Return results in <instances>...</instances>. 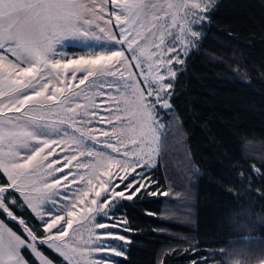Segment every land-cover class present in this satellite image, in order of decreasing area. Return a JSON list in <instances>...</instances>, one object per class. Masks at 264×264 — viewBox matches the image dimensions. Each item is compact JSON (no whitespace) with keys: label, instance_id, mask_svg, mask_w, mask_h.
Returning <instances> with one entry per match:
<instances>
[{"label":"snow or ice","instance_id":"snow-or-ice-1","mask_svg":"<svg viewBox=\"0 0 264 264\" xmlns=\"http://www.w3.org/2000/svg\"><path fill=\"white\" fill-rule=\"evenodd\" d=\"M211 6L212 0H0V172L8 180L6 186H0V210L12 220L17 219L5 203L8 189H14L42 222L46 234L38 237L21 219L19 223L27 234L23 238L0 223V264H29L22 255L25 249L31 251L36 264H52L40 245L58 253L67 264H79L77 257L87 261L92 252L101 250L87 247L94 243L93 229L119 225L100 223L96 216H107L105 209L117 198L132 200L150 183L143 172L136 170L151 167L154 154H158L156 104L170 107L162 94L172 87L163 82L166 78L158 74L157 65L182 62L177 57L163 58L165 38L178 28L177 39L190 44L185 34L199 36L192 25L206 19L200 13H207ZM101 20L105 25L115 20L119 37L112 34L111 28L101 26ZM93 25L104 33L103 39L121 47L59 58L57 45L64 40H100ZM175 51L167 47L168 53ZM133 61L140 69L144 87L131 71ZM168 75L174 78L176 73L169 68ZM105 77L117 79L110 82ZM105 86L115 87L119 95L105 93ZM93 88L97 90L90 94ZM106 95L111 106L104 109L108 116L99 122L110 128L77 126L92 123L84 118L97 116L96 97ZM152 96L156 97L154 103L148 99ZM74 98H82L83 102L77 103ZM65 124L73 129L71 134L60 127ZM53 133L59 140L51 139ZM96 133L105 137L104 146L117 155L95 151L86 144L87 140L97 141ZM56 147L71 153L63 157L60 167H55L61 164L60 159L49 160ZM81 157L90 159L83 161ZM57 172L62 175L55 177ZM133 173L135 176L129 180ZM73 185H77L74 190ZM121 185L123 190H117ZM59 188L65 190L64 194ZM56 196L67 203L57 206ZM48 202L57 206L55 213L44 208ZM16 203L11 200V204ZM84 229L88 231L87 239ZM110 251L117 256L123 254L117 247Z\"/></svg>","mask_w":264,"mask_h":264},{"label":"trees","instance_id":"trees-1","mask_svg":"<svg viewBox=\"0 0 264 264\" xmlns=\"http://www.w3.org/2000/svg\"><path fill=\"white\" fill-rule=\"evenodd\" d=\"M207 16L165 117L178 124L184 153L164 135L149 187L117 203L129 241L115 264H264V0H218ZM11 198L9 210L40 234L19 195ZM0 220L25 237L2 210ZM22 255L36 264L28 249Z\"/></svg>","mask_w":264,"mask_h":264},{"label":"rangeland","instance_id":"rangeland-1","mask_svg":"<svg viewBox=\"0 0 264 264\" xmlns=\"http://www.w3.org/2000/svg\"><path fill=\"white\" fill-rule=\"evenodd\" d=\"M217 1L218 0H212V6H211L210 10L207 13H200V15H206L207 16L208 13L215 6ZM109 18L110 17H107V16L105 17V19H109ZM207 19H208V16L202 22L195 23V24L192 25L193 30L199 33L198 37H191L190 35L185 34L186 35V39L191 41L190 44L181 43L180 40L177 39V36L179 35V29L178 28L172 29V33H173L172 36H166L165 45L162 46V48L164 50V53H165L163 58L165 60H167L170 57H177L182 62L181 63H176L175 60H173V63L171 65H168L167 63H165L163 66L157 65V67L159 68V73L158 74L163 75L166 78L163 81L164 83L172 85V82H173L175 77L173 78V77H170L168 75V69L171 68L172 71H174L176 74H177L178 70L181 69L186 54L191 49L196 48L198 41L202 37V35H203L202 26L207 21ZM98 23L101 26H103V27L111 28L112 34L117 36V37H119L120 32H119V28L116 27L115 20L112 21V25H105L103 20L98 21ZM92 30L96 33L97 36L101 37L100 40H96L94 38L89 39L87 41L78 40V39L64 40V41H62L61 45H57V53H58L59 58H63V57L73 58V57H78V56H81V55H87L90 52L106 51L108 48L115 47V48L118 49V48L121 47V45H114L113 42L103 39L104 33L99 32V29L95 28L94 25L92 26ZM168 46L174 47L176 49V51L172 52V53H168L167 52V47ZM124 50H125L126 55L129 57V59H131V53L127 51L126 46H125ZM131 71L135 74V76L137 78V81L139 82L140 86L144 87V81H143V78L141 77L140 69L135 67V62L134 61L132 62ZM145 71H147V69H145ZM78 76H79V74H78ZM125 76H127V72L125 73ZM103 79H106V80L111 82V81H113V80H115L117 78H115V77H105ZM73 83H78V81H73ZM155 87H156V85L153 84V88H155ZM81 88H85L86 89V85H81ZM171 89H172V87L170 89H167V91L162 94V98L164 100H167L169 105H170L169 97H170V94H171ZM96 90H97L96 88L91 89L90 94L94 93ZM102 91H104L105 93H109L112 96H118L119 95V93L117 92L115 87H113L112 89H109L107 86H105L102 89ZM146 91H147V89L145 88V92ZM74 99H75V102H77V103H82L83 102L82 98H74ZM148 99L154 103L156 97L152 96V97H149ZM96 100H97V103L99 104V107L96 109L97 116L95 118H93L91 116L84 118V119H90L92 121V123L88 124V125L79 124L77 126H79V127H88V128H93V129L108 130L110 128V125H108L106 123H101L99 121H100L101 117H107L108 116V113L105 112L104 109L109 107V106H111V101L109 100V97L107 95L106 96H102V97L98 96V97H96ZM102 101H103V103H101ZM156 112H157L156 119L159 122V124H158V135L160 136V141H159V146H158V154H154L153 165L151 167L138 168L136 170L137 172H143L145 174L148 182H150L149 170L152 169L157 164V162L160 160V158H161L162 146H163V141H164V135H166L169 132H171V136H173L174 142L178 145L177 150L180 151L181 153H184V149H183V145H182L181 131L179 129L178 124L176 122H174L172 119H170V120H166L165 119L166 116L170 117L171 114H172L171 111H170V107L165 109L160 104H156ZM10 115H12V114H10ZM77 119L79 120L80 117H78ZM60 127L62 129H67V131L70 134L73 132V129L69 128L67 124L61 125ZM60 135L63 136V132H61ZM96 135H97V141L96 142H94L92 140H87L86 141V144L89 147H92L95 151H98V152L111 153L114 156L117 155L116 153H112L110 148H106L104 146L105 137L100 136L98 133H96ZM51 139L59 140V137L55 133H53L52 136H51ZM109 140H110V142H112L114 144L116 143V141L114 139L109 138ZM61 147H63V145H61ZM61 147H56L55 148V153L53 154V156L49 157V160H54V159H60L61 160V164L60 165H55V167L62 166L63 157L66 154H71V153H65V152L61 151ZM80 159L83 160V161H87L90 158L89 157H81ZM73 163H75V162H73ZM72 171L76 172L77 169H75L73 167ZM80 171H83V170H80ZM67 172H68V169H65L64 173L66 174ZM54 175H55V177H59V176L62 175V173L57 172ZM121 175H123V173H121ZM134 176H135V173L130 175L128 177V179L132 180ZM35 178L38 179V177H35ZM136 178L139 179V177H136ZM6 179H7V177H6ZM48 179L51 180V179H53V177H48ZM70 179H71V177H70ZM114 183H118V181H114ZM150 183H149V185H150ZM76 187H77V185H73L72 186L73 190ZM117 190H123V185H121L120 189H117ZM58 191L60 193L64 194L65 190L63 188H59ZM11 193H16L17 195H19V197L21 198V200L24 203L23 197L20 196L19 192L15 191L14 189H8V192L5 194L6 197H7V199L5 200L6 205H7V203H11V200H12ZM54 199L57 201V206L59 204H61V203H67V201L61 200L60 196H56V197H54ZM101 199H103V198H101ZM120 200H122V199L117 198L115 204H113L109 208L105 209V211L108 212L107 216L104 215L103 213L98 214L96 216V220L98 222H100V223H106V224H110V225L118 224L119 226L118 227H109V228H106V229L94 228L93 232L96 234V235H93V237H92V240L94 241V243H92L90 245H87V247H91V248L100 247L101 250L92 252L90 254L89 259L87 261H85L81 257H77L76 259L79 261V264H94L95 261H100V262H102V264H115V259H117L119 256L114 255L113 252L110 251L111 247H117V250L122 251V253H123L120 256L124 255L127 243L129 241V238L124 234V231L127 228H126L125 223H122L125 220L123 218H121V216H119V215L114 213V209H115L117 203ZM57 206H54L51 202H48V203H46L44 205V208L45 209H52L53 212L55 213L57 211ZM31 212H32V210H31ZM33 214L36 217L35 213H33ZM36 219L39 222V225H40V230L39 231L41 233L37 234L34 230L33 231L36 233V235L38 237H44L46 234L43 231L42 222L37 217H36ZM45 219L47 220V219H49V217L46 216ZM16 220L19 223V220H21V219L17 218ZM0 223H3V222L0 220ZM3 225L6 228H8L4 223H3ZM19 225L21 226V229L24 232V225H21L20 223H19ZM28 227L30 229H32L30 226H28ZM73 227L75 228L77 226L74 225ZM53 231H55V230H53ZM71 232H72V229L69 230L70 236H71ZM108 233H111L112 235H107ZM24 235H25L24 238H27V234L25 232H24ZM83 235H84L85 239L88 238L87 229L83 230ZM97 236H99L98 240H97ZM115 236H123L125 239H116ZM43 246L47 247L46 245H43ZM53 252H55V251H53ZM30 253H31V251H30ZM56 254L59 255L58 253H56ZM61 259L63 261H65L63 259V257H61ZM65 262L67 263V261H65ZM52 264H55V263L52 262Z\"/></svg>","mask_w":264,"mask_h":264}]
</instances>
